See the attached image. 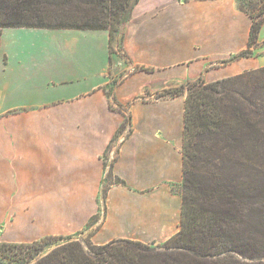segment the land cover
Instances as JSON below:
<instances>
[{
    "label": "crops",
    "instance_id": "obj_1",
    "mask_svg": "<svg viewBox=\"0 0 264 264\" xmlns=\"http://www.w3.org/2000/svg\"><path fill=\"white\" fill-rule=\"evenodd\" d=\"M252 20L239 0H138L122 39L138 69L113 90L118 104H130L132 117L133 133L119 144L114 166L125 185L111 186L103 212L105 156L126 120L105 90L114 75L110 31L56 30L50 49L28 53L29 59L5 51L0 243L80 234L98 217L90 225L96 245L175 237L182 223L176 187L183 183L186 97L155 95L264 67V24L254 55L225 63L248 49ZM19 60L30 61L11 63ZM21 84L36 91L23 94Z\"/></svg>",
    "mask_w": 264,
    "mask_h": 264
},
{
    "label": "trees",
    "instance_id": "obj_2",
    "mask_svg": "<svg viewBox=\"0 0 264 264\" xmlns=\"http://www.w3.org/2000/svg\"><path fill=\"white\" fill-rule=\"evenodd\" d=\"M78 1L80 5L72 8L67 0H0V47L2 31L9 28L110 31L112 65V54L124 50L120 36L138 0ZM83 5L93 9L92 13L84 12ZM239 6L253 19L248 49L226 64L254 55L264 24V0H239ZM260 74L264 69L212 83L199 78L162 94L186 97L184 174L183 183L176 187L183 200L182 223L170 241L159 248L129 239L103 245L90 241L87 249L77 239L84 231L48 236L30 244L5 243L0 264H248L237 255L255 260L243 203L264 196V81ZM114 86L106 89L112 100ZM110 107L115 110L112 104ZM124 116L110 149L125 136L126 128L133 133L131 114ZM214 152L230 157L210 156ZM205 153L209 156H203ZM248 177L261 185L249 187L245 183ZM22 245L28 246L26 256L8 250H20ZM37 247L44 252L54 250L36 262Z\"/></svg>",
    "mask_w": 264,
    "mask_h": 264
},
{
    "label": "rangeland",
    "instance_id": "obj_3",
    "mask_svg": "<svg viewBox=\"0 0 264 264\" xmlns=\"http://www.w3.org/2000/svg\"><path fill=\"white\" fill-rule=\"evenodd\" d=\"M47 1H49V0H47ZM50 2H52V0H50ZM66 3L69 6H72V8H76L77 6L80 5L78 0H67ZM82 7L85 8L84 12H86V13L91 12L92 13L93 9H90L88 7H84V5ZM109 21L110 22L113 21L111 17H109ZM46 23H49V25L55 24V22L53 23L49 20H46ZM57 32H60V31L48 30V29H29V28H23V29L9 28V29H6L5 31H2L0 57L3 55V53L5 51H7L10 53H13L11 56H13L15 58H18V55H20L21 59H29L28 53L35 54L38 51H41L43 49H50V43L52 42V38L55 37L54 34ZM123 34H124V27H123V31L121 33V36L119 35L121 39H123ZM116 51H118V54L116 52L112 54V65H111L112 68H111L110 72L112 73V75L113 74L114 75L112 76L113 81H112L111 85H109L107 88L108 90L111 89V87L113 86L114 83L116 86H118L120 83H123L129 77V75H131L132 73L134 74L138 69L134 66L132 60L129 59V56L125 53L124 50L121 51L120 49H118ZM263 55H262V57L264 58ZM37 58H39V57H37ZM5 61H7V57H5ZM29 61L30 60H23V61L19 60V61H14L11 63L15 66H19L21 64L20 62L29 63ZM11 67H12V65H11ZM261 69H264V67H262L258 70H261ZM252 71H254V70H252ZM248 72H251V71H248ZM244 73H246V72H244ZM259 76L264 81V74H260ZM232 77H234V76H232ZM253 80L254 79L250 80V82H253ZM220 81H222V80H220ZM21 85H23V94H27L28 91L30 92V91L34 90L33 88L30 89L28 85H24V84H21ZM44 90H45L44 88L41 89V91H44ZM34 91H36V90H34ZM163 93H158V95H155V97L156 98L165 97L162 95ZM110 98L112 101V97H110ZM168 98H172V97L170 95H168ZM138 99H140V98H138ZM111 104L114 106L115 110L118 113L126 115V116H128V115L130 116V114H129L130 113V104H125V105L118 104L116 99H113ZM120 108H121V110H120ZM127 126H129V125H127ZM131 134L129 133V129L126 128L125 136L121 137L120 140L118 141V143L117 142L115 143V144H117V146L115 145V147H113V149H110V144H109V147L107 149L108 154H106V156H105L106 172L104 175V184H103L104 188L101 191L100 206H99L102 212L105 210V207L107 206V192H109V190L112 188L111 186L112 185H125V182L122 179H120L114 173L115 172L114 166H115V161L117 160V155H118V152L116 151V149L118 148L119 144L121 142H123L126 138H129ZM223 154H225V153H223ZM203 156H209V155H207L205 153V154H203ZM210 156L217 157V158L218 157H226V156H227V158L230 157V155H222V154H218L217 152L211 153ZM232 157H234V155H232ZM238 174H239V177L242 179V181H244V179H245L243 176L244 173L240 172ZM245 183H248L249 187H250V185L251 186L261 185V183L258 184V183L252 182L249 177L246 179ZM246 203L245 202L243 203V206H244L243 213L245 214V218L247 219L246 228H248V231L246 232V234L249 235L250 238H251V236H253V239L248 238V241L251 242L250 246L253 247L252 251H255V254L257 257L255 260H251L250 258H246V257H240L238 255L235 257L239 258L241 261L246 262L248 264H264V196L263 195H260L259 197L255 196V197H253V199L250 198L249 201L247 199ZM100 220H101V217L100 218L98 217L96 220L93 221V223H91V226L93 224L95 225V224L99 223ZM94 232L95 231L93 229L90 230V228H89L87 231H85L83 234H81L79 237H77V239H79L78 241L83 246H85L87 249H89L88 243L93 240L92 235ZM5 243H7V242H5ZM5 243L4 242L0 243V254H3V255H5V252L2 251L4 248H6L4 246ZM21 244H23V243H21ZM164 244L165 243L162 242L159 244H151V245L159 248L160 246H162ZM8 245H12V244L10 243ZM27 247L22 245V248L20 250L18 248H14V247L13 248L7 247V248H8V250H11L13 252L18 251L17 253L23 254L26 256V254H28V252H29V249ZM37 250H38V256L35 259L36 262L40 258L47 256L50 252H52L54 250V248L50 249L47 252H44L42 250V247H37ZM0 258H2V257L0 256ZM0 261H4V260L1 259Z\"/></svg>",
    "mask_w": 264,
    "mask_h": 264
}]
</instances>
